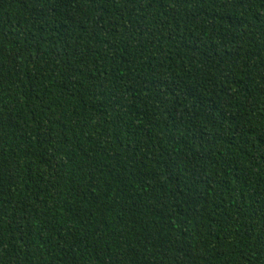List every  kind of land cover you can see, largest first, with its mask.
Returning <instances> with one entry per match:
<instances>
[{"label": "trees", "instance_id": "1", "mask_svg": "<svg viewBox=\"0 0 264 264\" xmlns=\"http://www.w3.org/2000/svg\"><path fill=\"white\" fill-rule=\"evenodd\" d=\"M0 264H264V0H0Z\"/></svg>", "mask_w": 264, "mask_h": 264}]
</instances>
